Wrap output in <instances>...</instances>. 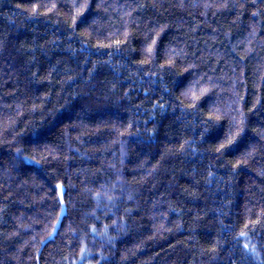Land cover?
I'll use <instances>...</instances> for the list:
<instances>
[{
	"label": "trees",
	"instance_id": "trees-1",
	"mask_svg": "<svg viewBox=\"0 0 264 264\" xmlns=\"http://www.w3.org/2000/svg\"><path fill=\"white\" fill-rule=\"evenodd\" d=\"M0 264H264V0H0Z\"/></svg>",
	"mask_w": 264,
	"mask_h": 264
},
{
	"label": "snow or ice",
	"instance_id": "snow-or-ice-1",
	"mask_svg": "<svg viewBox=\"0 0 264 264\" xmlns=\"http://www.w3.org/2000/svg\"><path fill=\"white\" fill-rule=\"evenodd\" d=\"M53 7H55V5H53ZM87 8H88V4H87V2H85V3L82 4V5H80L79 8H77V11H76L75 16H74L73 21H72V24H73L74 26L76 25V18H77V17H81V16H83V10H84V9H87ZM253 15H256V13H253ZM116 43H117V44H120L121 42H120V41H117ZM152 43L155 44L156 41L153 40ZM101 47H110V45H101ZM152 50H153L152 47H149V48L147 49V51H148L149 53H151ZM141 63H146V61H141ZM189 91H191V89H190ZM207 91H208L207 89L202 90L200 96H197V95L195 94V92H192V95H193V97H194L196 100H199V99L202 98L203 95L206 94ZM186 94H187V93H186ZM189 107H193V108H194V107H196V104L193 103V104L189 105ZM220 119H221V116H220V115H215V116L210 115V116H209V121H212V120L219 121ZM240 123L242 124L243 121L241 120ZM243 131H244V129H243L242 127L238 128V130H237V132L235 133V135L232 136L230 139H227L226 143H221L220 146H219L218 148H216V151H217L218 153H219V152H222L224 149H227L228 147H230V146H232L233 144H235V143H236V137H238ZM234 167H239V163H237L236 165H234ZM57 187H59V185H58ZM60 202L63 203L62 198H61V201H60ZM57 223H59V219L57 220ZM54 230H55V229H54ZM93 231H95V229H93ZM240 235L246 237V236H247V233H245V232H241ZM244 248H245V249H248V248H249V245L246 243V244L244 245ZM82 251H83V250H82ZM252 251H255V249L253 248Z\"/></svg>",
	"mask_w": 264,
	"mask_h": 264
},
{
	"label": "rangeland",
	"instance_id": "rangeland-1",
	"mask_svg": "<svg viewBox=\"0 0 264 264\" xmlns=\"http://www.w3.org/2000/svg\"><path fill=\"white\" fill-rule=\"evenodd\" d=\"M61 191H62V187H59V192H60V194H61Z\"/></svg>",
	"mask_w": 264,
	"mask_h": 264
}]
</instances>
